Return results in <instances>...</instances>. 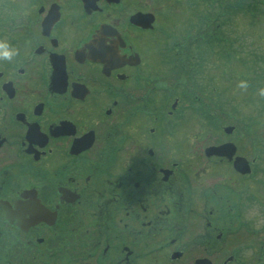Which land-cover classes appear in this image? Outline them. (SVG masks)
I'll return each mask as SVG.
<instances>
[{
  "label": "flooded vegetation",
  "instance_id": "flooded-vegetation-1",
  "mask_svg": "<svg viewBox=\"0 0 264 264\" xmlns=\"http://www.w3.org/2000/svg\"><path fill=\"white\" fill-rule=\"evenodd\" d=\"M159 13L0 0L17 51L0 58V264H263L264 100L201 119L181 64L151 57Z\"/></svg>",
  "mask_w": 264,
  "mask_h": 264
},
{
  "label": "trees",
  "instance_id": "trees-1",
  "mask_svg": "<svg viewBox=\"0 0 264 264\" xmlns=\"http://www.w3.org/2000/svg\"><path fill=\"white\" fill-rule=\"evenodd\" d=\"M174 1L177 2L173 3V6H175L172 13H178V23L183 18L184 23L182 24L187 27L186 31L185 27L181 32L184 39H178L171 43L172 51L170 55L174 66L177 63L181 64L178 68L179 72L175 67L176 72L174 73L180 76L183 82L182 95H186V92H192L193 90L205 92L210 88L214 89L213 92L217 95L220 91L230 92L231 94L234 91L237 94H242L241 91L244 92L248 89V93L251 94H247V97L250 96L252 101L255 98L253 93L264 88V46L261 45L264 44V35H258L253 29L256 25L264 28V0H183L187 1L185 2L186 5L189 3L191 6L188 10L184 7L181 9L180 6L184 5V2ZM182 11L189 14L184 16ZM240 17L247 18L248 23L246 25L249 26L246 27L248 29L247 34L252 37L248 53L243 52L246 43L244 31L240 36L234 29ZM186 21L187 23H185ZM213 50L215 51L214 54H212ZM203 55L216 58L218 63L210 61L213 64L210 67L206 66L207 71L214 74L215 81L219 79L228 84L227 88L224 87L222 90L216 83V85L206 86L204 90L200 86L202 78L194 84L188 82L191 75L189 70L192 72L193 69H196L193 72H197L199 75L204 74L201 70L203 65H206L203 63ZM206 77L210 79L209 75ZM241 81L246 82L245 89L239 87ZM243 97L232 95L230 101L233 100L234 102L231 109L226 108V103H221L222 100H219L216 95L213 98L212 95L209 98L197 96L199 102L197 105L192 104V106L196 107V112L199 113L201 119L208 123L212 122L217 127L238 121L239 108L242 107ZM192 99H195V96ZM262 99L264 100V96H262ZM201 100L214 101L210 102L207 108V102ZM237 113L238 115H236Z\"/></svg>",
  "mask_w": 264,
  "mask_h": 264
},
{
  "label": "rangeland",
  "instance_id": "rangeland-1",
  "mask_svg": "<svg viewBox=\"0 0 264 264\" xmlns=\"http://www.w3.org/2000/svg\"><path fill=\"white\" fill-rule=\"evenodd\" d=\"M149 1H150L151 7L153 9H156L158 11V13H159L160 9L163 7L161 12L159 13V30L162 33L160 35L156 33L155 36H153L151 38V44H150L151 57L155 53L156 54V61L155 62L161 63V59H167V60L170 59L171 51H169V46L167 47V45L169 43H173L174 41H177L178 39H181V40L184 39V35H182L181 32H182V29L185 28L186 26H185V24H182V23H184L183 18H181L179 20V23H178V14H174L171 12L174 9L173 3L177 2V1H174V0H149ZM180 1L184 2V5L180 6L181 9L184 7V8H187V10H188L191 7L189 5V3H188V5L185 4V2H187V1H183V0H180ZM169 3H171V4H169ZM167 6H169V7H167ZM176 7L178 8V6H176ZM177 8H175V10H177ZM178 12H179V10H178ZM182 13L184 16H185V14L186 15L189 14V13H186L185 11L184 12L182 11ZM187 21L185 23H187ZM247 23H248V20L246 17H243V18L240 17L237 20L236 27H234V29L236 30V32L240 36H242V33L244 31V40L246 43H245V47L243 49V52H246V53H248V49L251 47V45L249 43L252 39V37L247 34L248 29H246V27H249L248 25H246ZM231 24H232V22H231ZM231 24H229V25H231ZM156 27H157V25H156ZM234 29H232V30H234ZM253 29H254V32H256L258 35L259 34L264 35V28L262 26L256 25L255 28H253ZM213 42L216 43L215 41H213ZM261 45L264 46V44H261ZM214 46L216 47V45H214ZM252 50H253V48H252ZM214 53H215V51L213 50L212 54H214ZM203 61H204L203 63L206 64L205 66L203 65V67L201 69L202 73H204V74L199 75L197 72H193V71H196V69H193L192 72L190 70L191 75L188 78V82L190 84H194V83H196V81H198V80H200V78H202L200 81V86L204 90H205L206 86L216 85V83L218 84L219 88L222 90L224 87L227 88L228 84L224 83L223 81H221L219 79L217 81H215V79L213 77L214 74L207 71L206 66H208V67L212 66L213 63H210V61L214 62V61H216V58H214L213 56H212V58H210L208 55H205L203 57ZM216 62L218 63V61H216ZM207 75L210 76V79H209V77H206ZM213 90L214 89L210 88L209 90H206L205 92L204 91L201 92L198 90H193V91L197 92L196 96H198V97L205 96L206 98H209L210 95H212V97H215V95H216L219 100H222L221 103H223V102L226 103L225 107L230 108V109H231V106L234 102L233 100L230 101V98L232 95L236 96V97H238L240 95L241 97H243L247 94L246 92H248V89H246L244 92L241 91L242 94H237L234 91L232 94L230 92L220 91L217 95V93H214ZM212 92H213V94H212ZM201 101L203 102V100H201ZM255 101H256V99L253 100V102H255ZM198 102L199 101H194L192 104L197 105ZM236 115H238V113ZM263 264H264V258H263Z\"/></svg>",
  "mask_w": 264,
  "mask_h": 264
},
{
  "label": "water",
  "instance_id": "water-1",
  "mask_svg": "<svg viewBox=\"0 0 264 264\" xmlns=\"http://www.w3.org/2000/svg\"><path fill=\"white\" fill-rule=\"evenodd\" d=\"M110 1H117V0H110ZM141 16V15H140ZM139 14L138 15H135L134 18H133V21L135 23H141L144 27H152V21H153V15L152 14H147L145 15V17H140ZM147 16V17H146ZM225 131L229 132L230 129H232V127L230 126H227L224 128ZM225 144L223 145H220V146H211V147H207L205 149V152L208 155H211V154H216V155H222L223 154V148H225Z\"/></svg>",
  "mask_w": 264,
  "mask_h": 264
},
{
  "label": "clouds",
  "instance_id": "clouds-1",
  "mask_svg": "<svg viewBox=\"0 0 264 264\" xmlns=\"http://www.w3.org/2000/svg\"><path fill=\"white\" fill-rule=\"evenodd\" d=\"M17 54L15 48L9 46L7 41L0 40V58L11 60ZM247 86L245 81H241L239 87L245 88ZM259 95L264 96V88L259 89Z\"/></svg>",
  "mask_w": 264,
  "mask_h": 264
}]
</instances>
